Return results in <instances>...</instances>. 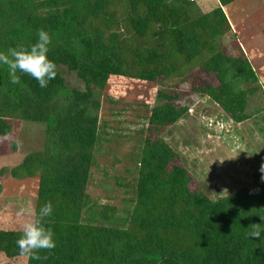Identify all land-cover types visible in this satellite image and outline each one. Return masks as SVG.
Listing matches in <instances>:
<instances>
[{
  "label": "trees",
  "instance_id": "16d2710c",
  "mask_svg": "<svg viewBox=\"0 0 264 264\" xmlns=\"http://www.w3.org/2000/svg\"><path fill=\"white\" fill-rule=\"evenodd\" d=\"M233 1L217 0L204 10L198 0H125L118 13L122 0H0V51L30 47L44 29L58 69L41 88L20 73L21 84H12L0 66V139L16 122L44 130L41 148L2 166L0 179L38 176L32 213L51 202L44 224L56 241L51 252H39L47 259L20 255L16 241L28 215L0 210V264H264V232L249 236L251 224L264 229V187L244 185L212 198L165 139L203 98L222 112L206 115L216 116L212 123H221L220 130L224 117L236 127L260 114L250 99L262 85L248 57L239 47L229 51L230 43L220 45L230 30L222 6ZM60 66L84 88L69 87ZM112 75L164 87L156 90L137 142L134 197L125 199L124 210L86 192L94 147L104 133L101 92ZM185 82L188 89L181 87Z\"/></svg>",
  "mask_w": 264,
  "mask_h": 264
},
{
  "label": "rangeland",
  "instance_id": "374dc122",
  "mask_svg": "<svg viewBox=\"0 0 264 264\" xmlns=\"http://www.w3.org/2000/svg\"><path fill=\"white\" fill-rule=\"evenodd\" d=\"M206 1L207 4L204 5L213 7V0ZM249 7L252 10L242 18L245 27L254 28L257 21L253 15L263 17L264 9L259 5L255 9V4ZM122 8H126L125 0L116 8L118 13L123 12ZM236 14V26L239 28L238 10ZM256 37L259 38V35ZM230 39L239 46L238 41L243 38L239 33H236V39L233 34H227L222 37L220 45L225 48L227 43L231 42ZM208 49L203 53H207ZM195 65L196 63L191 66ZM60 69L69 87L84 88V82L74 72L68 71L65 66H60ZM192 77L193 75L190 78ZM199 77L201 78V75ZM208 80L213 84L216 82L213 77ZM175 81L176 79L172 78L166 86L170 87ZM181 87L188 89V82ZM159 88L164 87L153 82L117 75L109 76L101 92L99 114L100 128H104V133L95 144L94 160L86 186V192L100 204L109 203L124 210L128 204L125 199L134 197L136 168L133 167V158L137 152V142L147 124L149 107L153 104L156 90ZM250 103L260 110L257 117L236 127L224 117L222 119L225 129L220 130V123H212L216 116L206 115H212L214 111L222 112L216 105L207 107L203 98L192 106L189 117L178 121L165 133V139L180 154L184 166L199 179L202 188L212 198L229 194L244 185L251 188L264 187L260 172V166L264 163V119H260L264 118V90L258 91L254 98L250 99ZM205 117L212 120L206 122ZM10 140L16 141L17 151H11ZM43 140L42 125L28 122L21 127L16 122L11 135L0 139V168L17 164L24 153L40 149ZM248 153L252 155L249 156ZM235 154H238L235 159H228ZM222 159L224 160L221 163ZM128 167L130 172L126 170ZM37 186L38 176L0 179V210L11 214L33 212Z\"/></svg>",
  "mask_w": 264,
  "mask_h": 264
},
{
  "label": "clouds",
  "instance_id": "9594fccd",
  "mask_svg": "<svg viewBox=\"0 0 264 264\" xmlns=\"http://www.w3.org/2000/svg\"><path fill=\"white\" fill-rule=\"evenodd\" d=\"M50 44V34L46 30L40 29L37 32L36 42L30 47L19 45L10 47L6 51H0V66L7 68L12 84H21V76L18 73L30 76L38 82L41 88H46L49 81L56 78L57 64L48 57ZM238 154L230 156L228 159H235ZM251 155L249 154V156ZM260 172L262 173L261 180H264V163L260 166ZM52 212L53 206L51 202H48L40 208L38 214L32 212L27 214L28 218L22 222L21 235L16 241L20 255L36 260L48 258L47 256L41 257L39 252L42 250L51 252L56 246L54 233L44 224L45 218L49 217ZM250 227L252 229L249 233L250 237H261L264 229L259 223L251 224Z\"/></svg>",
  "mask_w": 264,
  "mask_h": 264
},
{
  "label": "crops",
  "instance_id": "0c3cea01",
  "mask_svg": "<svg viewBox=\"0 0 264 264\" xmlns=\"http://www.w3.org/2000/svg\"><path fill=\"white\" fill-rule=\"evenodd\" d=\"M203 6L204 10L211 9V6L208 8L205 2L206 0H198ZM213 5L217 4V0H213ZM251 4H255V9L259 5L262 9H264V0H235L227 5L222 6V9L227 17V20L230 25V30L225 34L228 36L232 35L236 39V33H239L242 40H239V46L234 44V41L228 42L232 45L233 50H237L238 47L243 50L245 55L248 57L249 62L251 63L254 71L256 72L259 82L264 90V15L261 18H258L255 14L253 18L257 21V26L254 28L248 27L244 25L243 15L249 13L252 10L249 7ZM245 9V11H244ZM240 13V25L239 28L236 26V12ZM225 35L223 37H225ZM259 35V38L256 37ZM233 43V44H232Z\"/></svg>",
  "mask_w": 264,
  "mask_h": 264
},
{
  "label": "built area",
  "instance_id": "2783aa9c",
  "mask_svg": "<svg viewBox=\"0 0 264 264\" xmlns=\"http://www.w3.org/2000/svg\"><path fill=\"white\" fill-rule=\"evenodd\" d=\"M221 124V123H220ZM221 128H222V125H221Z\"/></svg>",
  "mask_w": 264,
  "mask_h": 264
}]
</instances>
